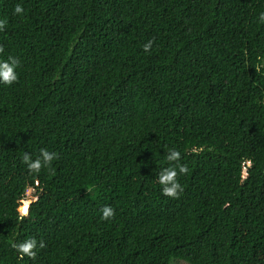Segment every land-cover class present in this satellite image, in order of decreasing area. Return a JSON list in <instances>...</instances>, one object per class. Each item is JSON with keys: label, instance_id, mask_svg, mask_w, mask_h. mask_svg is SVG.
<instances>
[{"label": "trees", "instance_id": "obj_1", "mask_svg": "<svg viewBox=\"0 0 264 264\" xmlns=\"http://www.w3.org/2000/svg\"><path fill=\"white\" fill-rule=\"evenodd\" d=\"M262 12L0 0V61H20L0 83V264H264ZM41 148L58 159L30 174L23 155ZM173 149L189 169L179 199L157 181ZM28 238L46 244L34 260L11 247Z\"/></svg>", "mask_w": 264, "mask_h": 264}, {"label": "clouds", "instance_id": "obj_2", "mask_svg": "<svg viewBox=\"0 0 264 264\" xmlns=\"http://www.w3.org/2000/svg\"><path fill=\"white\" fill-rule=\"evenodd\" d=\"M25 9L21 4H16L14 7V14L17 16L23 15ZM259 20L264 22V12L260 13ZM7 27V20L0 19V31H3ZM154 41H147L142 47L144 52H150L152 44ZM4 51L2 45H0V53ZM20 61L13 56H9L7 60L0 61V83L6 85H12L18 80V75L15 71L19 67ZM261 64L255 66V72L261 71ZM203 151V149H201ZM40 154L35 159H32L30 153H25L22 158V162L26 165L29 173L38 174L42 168L50 167L54 159H58V156L55 152H49L47 149L41 148L39 150ZM181 159V154L179 151L173 149L170 150L169 154L166 156V160L170 163L171 166L161 169L157 176L158 183L162 186L161 192L162 195L172 198L179 199L180 195L183 193L184 189L182 185L178 182V175H186L189 171L186 164L179 163ZM249 166H251V161H249ZM90 191V190H89ZM225 206H228L227 204ZM101 217L102 221L111 220L115 216V210L110 206L106 205L101 208ZM28 215V212L25 210L20 216L22 220ZM11 247L17 252L18 257L23 259L27 256L30 259H35L37 256L36 249L46 247V244L43 240H40L39 243L35 238H28L21 243L13 242Z\"/></svg>", "mask_w": 264, "mask_h": 264}, {"label": "rangeland", "instance_id": "obj_3", "mask_svg": "<svg viewBox=\"0 0 264 264\" xmlns=\"http://www.w3.org/2000/svg\"><path fill=\"white\" fill-rule=\"evenodd\" d=\"M25 207V206H24ZM174 264H177V263H174ZM182 264V263H181Z\"/></svg>", "mask_w": 264, "mask_h": 264}]
</instances>
